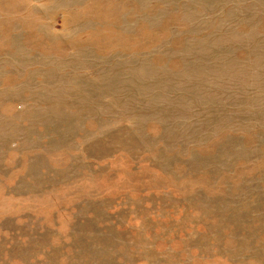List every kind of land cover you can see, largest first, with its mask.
Listing matches in <instances>:
<instances>
[{
    "label": "rangeland",
    "instance_id": "obj_1",
    "mask_svg": "<svg viewBox=\"0 0 264 264\" xmlns=\"http://www.w3.org/2000/svg\"><path fill=\"white\" fill-rule=\"evenodd\" d=\"M0 264H264V0H0Z\"/></svg>",
    "mask_w": 264,
    "mask_h": 264
}]
</instances>
